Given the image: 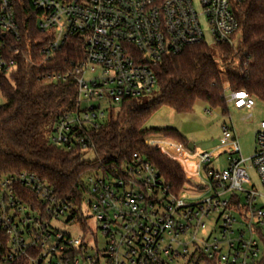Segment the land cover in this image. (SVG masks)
Masks as SVG:
<instances>
[{"label":"built area","instance_id":"obj_1","mask_svg":"<svg viewBox=\"0 0 264 264\" xmlns=\"http://www.w3.org/2000/svg\"><path fill=\"white\" fill-rule=\"evenodd\" d=\"M247 1L32 0L46 42L28 47L27 56L13 1L0 0V98L2 80L23 61L37 68L73 39L82 42L84 60L72 74L74 109L55 121L49 140L66 152L80 150L84 160L94 155L91 131L126 101L158 90L156 68L167 57L210 47L207 37L215 47H237L238 7ZM225 98L247 113L245 120L253 118L255 98L247 91L229 90ZM255 141L254 156L244 159L234 128H223L215 152L148 138L146 145L176 162L193 183L177 194L138 154L119 171L87 175L76 195H63L28 171L1 177L0 264H264V122ZM161 145L179 151L168 155ZM216 155L227 156L221 173L212 168Z\"/></svg>","mask_w":264,"mask_h":264},{"label":"trees","instance_id":"obj_2","mask_svg":"<svg viewBox=\"0 0 264 264\" xmlns=\"http://www.w3.org/2000/svg\"><path fill=\"white\" fill-rule=\"evenodd\" d=\"M12 1L28 56V47L41 48L46 42L36 27L40 12L33 7L32 0ZM237 20L241 43L237 47L216 46L225 63L222 68L212 59L211 48L206 44L167 57L156 68L159 95L153 102L141 106L137 100L126 101L117 112L111 113L103 127L90 132L89 140L95 147L92 162H85L80 150L66 152L44 140L55 121L74 109L77 87L72 74L84 60V44L73 39L56 52L51 62L37 68L23 61L16 73L1 82L4 104L0 106V178L28 171L63 195H76L87 175L119 171L133 154H138L154 167L172 193L193 185L176 162L145 143L150 137L160 136L186 146L188 143L179 131L145 126L162 107L190 114L196 103L202 102L227 114L225 86L264 100V0H248L239 6ZM232 61L238 66H228ZM222 71L226 74L225 82ZM48 74L61 79L55 82L43 79Z\"/></svg>","mask_w":264,"mask_h":264},{"label":"rangeland","instance_id":"obj_3","mask_svg":"<svg viewBox=\"0 0 264 264\" xmlns=\"http://www.w3.org/2000/svg\"><path fill=\"white\" fill-rule=\"evenodd\" d=\"M240 35L236 37V45L240 39ZM206 42L210 45L211 53L215 58H218L216 47L212 43L210 37H207ZM220 58V57H219ZM223 64L224 61L220 58ZM227 64V63H226ZM238 66V63L233 61L231 65ZM233 68V67H232ZM225 73L222 71L221 76L225 82ZM226 96L229 95V90L225 86ZM159 93L156 90L153 95L144 97L139 100L141 106H145L153 102ZM4 104V100L0 98V106ZM264 122V100L255 99V109L253 112V118L245 120L244 116L235 111L231 106L228 107V113L223 114L218 109H212L208 105L197 102L193 108V112L190 114H178L168 107L160 108L150 120L147 122L146 129H165L173 128L179 131L182 137L187 143H192L195 147V153L215 152L220 145V139L222 137L223 128H234L237 140L240 145L241 155L244 159H251L256 151L255 135L259 129L260 124ZM50 134H45L44 140L50 139ZM161 140H167L173 144H180L178 141L172 138L166 137H150ZM149 138V139H150ZM162 151H165L168 155H173V152H178L179 149L176 146L169 145L159 147ZM84 160L91 162L94 160L93 154H87ZM250 165L251 162H248ZM228 166L226 155H216L212 168L216 173H221ZM250 176L254 183H257V175L255 170H250ZM72 233H76L71 230ZM99 238V248H103L104 241L101 236Z\"/></svg>","mask_w":264,"mask_h":264},{"label":"water","instance_id":"obj_4","mask_svg":"<svg viewBox=\"0 0 264 264\" xmlns=\"http://www.w3.org/2000/svg\"><path fill=\"white\" fill-rule=\"evenodd\" d=\"M187 149L190 151V152H194L195 151V147L192 143H188L187 144Z\"/></svg>","mask_w":264,"mask_h":264},{"label":"crops","instance_id":"obj_5","mask_svg":"<svg viewBox=\"0 0 264 264\" xmlns=\"http://www.w3.org/2000/svg\"><path fill=\"white\" fill-rule=\"evenodd\" d=\"M236 111V110H235ZM237 112H239L241 115H243V116H245L247 113L245 112V111H237ZM187 146V145H186ZM177 153V152H176ZM180 157H182V156H180Z\"/></svg>","mask_w":264,"mask_h":264}]
</instances>
